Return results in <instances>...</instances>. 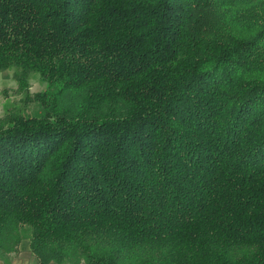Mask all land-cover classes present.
Returning a JSON list of instances; mask_svg holds the SVG:
<instances>
[{
    "label": "trees",
    "instance_id": "trees-1",
    "mask_svg": "<svg viewBox=\"0 0 264 264\" xmlns=\"http://www.w3.org/2000/svg\"><path fill=\"white\" fill-rule=\"evenodd\" d=\"M0 257L264 264V0H0Z\"/></svg>",
    "mask_w": 264,
    "mask_h": 264
},
{
    "label": "rangeland",
    "instance_id": "rangeland-1",
    "mask_svg": "<svg viewBox=\"0 0 264 264\" xmlns=\"http://www.w3.org/2000/svg\"><path fill=\"white\" fill-rule=\"evenodd\" d=\"M48 83L37 74H32L29 79L28 89L19 88L18 81L15 78V70L6 69L0 71V117L9 114H29L40 115L43 108L40 103L30 101L27 94H34L44 91Z\"/></svg>",
    "mask_w": 264,
    "mask_h": 264
},
{
    "label": "crops",
    "instance_id": "crops-1",
    "mask_svg": "<svg viewBox=\"0 0 264 264\" xmlns=\"http://www.w3.org/2000/svg\"><path fill=\"white\" fill-rule=\"evenodd\" d=\"M0 264H38V260L31 252L29 243L25 242L20 246L19 252L12 255V257L8 261L3 260L0 257Z\"/></svg>",
    "mask_w": 264,
    "mask_h": 264
}]
</instances>
